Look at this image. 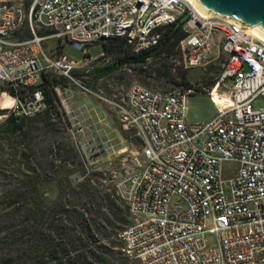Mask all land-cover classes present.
<instances>
[{
	"label": "built area",
	"instance_id": "built-area-1",
	"mask_svg": "<svg viewBox=\"0 0 264 264\" xmlns=\"http://www.w3.org/2000/svg\"><path fill=\"white\" fill-rule=\"evenodd\" d=\"M27 2V3H26ZM181 23L186 69L224 62L205 90L216 106L206 124L188 125L186 97L133 84L113 107L140 142L131 169L114 177L115 197L130 224L119 234L134 264H264V40L250 27L207 16L185 0H26L0 6V124L45 109L43 64L67 74L66 56L50 61L46 40L78 52L123 38L132 53ZM28 32L29 37L17 36ZM47 31V34H40ZM237 164L233 177L222 166Z\"/></svg>",
	"mask_w": 264,
	"mask_h": 264
},
{
	"label": "trees",
	"instance_id": "trees-1",
	"mask_svg": "<svg viewBox=\"0 0 264 264\" xmlns=\"http://www.w3.org/2000/svg\"><path fill=\"white\" fill-rule=\"evenodd\" d=\"M159 43L141 53H132L123 38L102 40L108 65L96 70L98 80L116 70H125L144 87L162 92L178 88L189 95L203 94L215 83L208 71L193 78L183 67L179 43L185 33L176 22L158 30ZM219 73V72H218ZM196 79L202 86H194ZM69 80L43 71L41 89L45 109L32 118L9 117L4 133L14 137L22 149L26 169L18 183L0 196V264H134L122 252L120 232L130 224L127 207L114 195L113 186L104 183L103 172L90 171L84 176L78 151L72 144L57 139L61 135L59 100L55 90L67 87ZM64 121L66 119L64 117ZM50 132L49 146L41 163L38 143ZM125 138L129 133L123 132ZM135 145L139 140L133 137ZM79 167L81 181L70 175ZM74 167V168H73ZM44 186L51 190L44 196Z\"/></svg>",
	"mask_w": 264,
	"mask_h": 264
},
{
	"label": "rangeland",
	"instance_id": "rangeland-1",
	"mask_svg": "<svg viewBox=\"0 0 264 264\" xmlns=\"http://www.w3.org/2000/svg\"><path fill=\"white\" fill-rule=\"evenodd\" d=\"M20 37L27 38V32H23ZM43 53L50 61L57 59L58 56H66L73 65V68L65 74L58 68L50 67L47 63L43 64L44 71L64 76L69 80L67 87H59L55 90L60 114H63L60 118L61 123L58 124L61 135L57 139L62 143H71L74 150L78 151L77 160L82 163L84 176L90 171L103 172L108 177L104 185L112 186L115 176L133 167V158L137 157L140 160L137 155L140 144L135 145L133 141L135 135L132 130L122 127L113 103L125 98L133 84L143 85L125 70H116L95 80L93 73L109 63L102 53L100 44L81 53L69 43L49 39L43 44ZM179 62L182 63V56ZM223 62L224 56L220 52L215 61L203 68H191L189 73L193 78H197L205 71L209 72V77L217 76ZM192 84L202 86L196 79ZM255 105L264 106V100H257ZM216 113V106L206 93L187 95L185 119L188 125L206 124L215 117ZM3 129L4 122L0 124V196L11 185L18 183L21 172L26 169V160L22 157L20 145L12 135L4 133ZM123 132L129 133V137L125 138ZM49 138L50 132L44 134L37 148V156L46 166L49 163H46L43 156L47 153ZM71 168V166L67 167L68 170H73L70 180L81 181L83 171H80L79 167ZM236 169L237 164L225 163L222 166L223 178L225 180L232 178ZM43 192L44 196H48L51 190L44 186Z\"/></svg>",
	"mask_w": 264,
	"mask_h": 264
},
{
	"label": "water",
	"instance_id": "water-1",
	"mask_svg": "<svg viewBox=\"0 0 264 264\" xmlns=\"http://www.w3.org/2000/svg\"><path fill=\"white\" fill-rule=\"evenodd\" d=\"M207 16L253 28L264 38V0H193Z\"/></svg>",
	"mask_w": 264,
	"mask_h": 264
},
{
	"label": "bare ground",
	"instance_id": "bare-ground-1",
	"mask_svg": "<svg viewBox=\"0 0 264 264\" xmlns=\"http://www.w3.org/2000/svg\"><path fill=\"white\" fill-rule=\"evenodd\" d=\"M26 0H0V6L2 7H9V6H13V5H18L19 3L21 2H24ZM185 2L187 4H190L192 5L193 7H197L195 4H194V1L193 0H185ZM252 31L254 32V34L261 40H264V38L259 34L257 33L253 28H251Z\"/></svg>",
	"mask_w": 264,
	"mask_h": 264
},
{
	"label": "crops",
	"instance_id": "crops-1",
	"mask_svg": "<svg viewBox=\"0 0 264 264\" xmlns=\"http://www.w3.org/2000/svg\"><path fill=\"white\" fill-rule=\"evenodd\" d=\"M26 32H27V31H26ZM47 33H48L47 31H42V32H40V34H44V35L47 34ZM27 34H28V37H29V33H28V32H27ZM20 36H22V34L19 35V36H17V38L20 39V40H24V39H27V38H28V37H27V38H24V37H20Z\"/></svg>",
	"mask_w": 264,
	"mask_h": 264
}]
</instances>
